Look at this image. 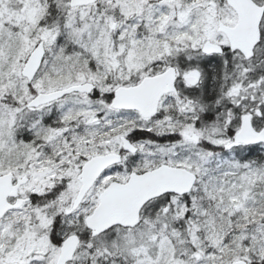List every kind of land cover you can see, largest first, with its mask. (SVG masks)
<instances>
[{"label": "snow or ice", "instance_id": "obj_1", "mask_svg": "<svg viewBox=\"0 0 264 264\" xmlns=\"http://www.w3.org/2000/svg\"><path fill=\"white\" fill-rule=\"evenodd\" d=\"M0 264H264V0H0Z\"/></svg>", "mask_w": 264, "mask_h": 264}]
</instances>
